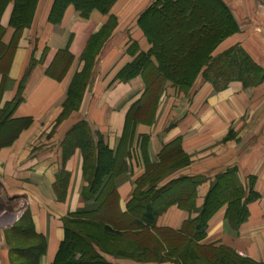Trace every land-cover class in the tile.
Masks as SVG:
<instances>
[{
  "label": "crops",
  "instance_id": "0c3cea01",
  "mask_svg": "<svg viewBox=\"0 0 264 264\" xmlns=\"http://www.w3.org/2000/svg\"><path fill=\"white\" fill-rule=\"evenodd\" d=\"M153 1L116 0L108 13L92 9L88 18L69 4L61 20L51 22L53 0H38L33 20L17 42L6 80L0 75V264H53L65 234L64 219L83 205L81 192L85 185L82 151L78 146H65L66 132L85 120L93 131L103 135L109 148L118 149L127 112L131 106L139 107L146 97V80L138 74L109 84L131 60L124 52L132 42L137 43L139 51L150 48L137 19ZM223 1L239 28L225 37L212 54L239 45L264 69V0ZM12 7L10 1L0 17L5 28L4 43H9L13 34L9 25ZM110 16H115L117 23L105 41L90 89L80 108L50 133L62 111L73 73L82 64L73 46L77 41L83 44L89 34L104 27ZM67 46L74 57L66 73L60 78L49 76L46 64L54 52ZM196 82L186 101L181 91L165 82L156 92L149 119L131 124L133 138L122 144L127 176L117 186V211H126L133 183L145 169L141 136H149L146 148L152 160L163 144L179 139L192 163L163 183L178 176L208 178L197 187V206L202 204L209 180L229 166H237L243 179L251 174L256 177L255 189L260 197L248 204V217L239 225L233 245L243 254L264 262V80L251 87L233 80L218 91L201 78ZM17 98L21 99L15 103ZM231 128L236 139L224 141ZM23 200L27 204L18 218ZM225 209L226 204L208 220L200 243L224 242ZM193 216L171 204L157 215L155 226L179 229ZM94 248L107 262L115 264H173L119 258L100 251L96 245Z\"/></svg>",
  "mask_w": 264,
  "mask_h": 264
},
{
  "label": "trees",
  "instance_id": "16d2710c",
  "mask_svg": "<svg viewBox=\"0 0 264 264\" xmlns=\"http://www.w3.org/2000/svg\"><path fill=\"white\" fill-rule=\"evenodd\" d=\"M10 1H12L13 7L9 25L13 27V34L9 43H4L2 40L5 28L0 23V75L4 81L7 77V67L17 47L21 32L31 24L38 2V0H0V17ZM114 2L115 0H53L49 20L59 22L63 11L69 4L79 10L82 17L88 18L92 9L107 13ZM147 17L149 18L148 23L145 21ZM137 22L151 46L147 51H139L137 43H131V50H134L131 51V54L134 57L116 74V77L122 81L138 74L144 75V70L148 67L155 70L151 72L152 74L150 72L149 74L151 78H159L157 82L159 88H161L163 82L169 80L173 85L187 89L192 86L199 74L209 80L215 90L224 88L231 80H239L244 86H255L264 80V69L241 46H232L216 56L212 54L214 48L225 37L239 28L231 9L223 0H154L140 13ZM99 32L97 31V33ZM69 61H71V58ZM77 77L78 73L75 74L68 86L67 98L63 102V107L67 109H76L84 93L85 83L77 88L79 83ZM145 86L147 90V82H145ZM20 99L17 98L15 103ZM133 107L131 106L126 114L125 134L123 133L120 144H124L133 138V129L131 128V124L135 120V117H132ZM90 131L86 122L79 121L68 132L69 136L71 134L76 139L67 141L65 146H78L81 149L83 157L82 170L86 184L81 192L83 205L76 211L69 213L64 219L65 234L53 264H115L107 262L95 250L91 241L82 244L81 234L72 226V222L84 224L94 221L92 213L100 208V195L105 188L110 191L108 193L109 200L112 199V192L115 194L117 206L118 193L115 179L123 173L124 168H127L124 158L126 152L122 148L123 146H119L116 151H113L102 137L95 139L92 131ZM148 140L149 136H141V151L146 163V175L139 178L132 196L127 202V209L123 214L135 213L134 224L139 227L146 226L166 232L169 231L171 235L186 236L188 243L192 241V247L197 250L213 251L215 259L218 255L220 257L217 261L218 264L222 262L221 259L230 260L231 258L232 260H239L242 264H248V262L250 264H264V262L254 261L247 257L237 258L236 256L239 254L235 249L221 243L220 240H214L207 244L200 243V240L205 236L209 218L223 204L226 203L225 212L228 219L230 218L232 226L230 232L233 233L234 237L238 236L239 225L248 217L247 204L257 196V192L250 187L249 194L245 195L243 193L236 168H233L230 175L236 184L234 200L218 197L214 202L212 199V194L215 193V187L219 180L229 176L228 171L224 170L212 181L205 195L204 204L198 208V213L187 218L179 229L155 226L157 215L171 204L190 210L191 206L194 205L200 178L178 176L166 183L158 184L171 172L167 169L162 171L163 165H165L164 154L166 151L170 149L174 155L178 154L184 157H187V155L181 148L180 140L175 139L163 144L155 159L152 160L146 148ZM106 155L109 156L110 160H101ZM110 163H118L119 166H123L122 170L110 167ZM142 181H150L151 186L148 190L153 195L150 201L140 204L136 201L140 196L145 197L147 191L141 189ZM179 181H187L192 187V194L189 199L191 200V206L187 201L170 200L171 197L164 200L162 205L157 206L153 203L158 198H164L166 193ZM215 194L219 195L221 193L219 191ZM140 206L142 209L138 210ZM103 228L106 231H113L112 226L107 222L103 225Z\"/></svg>",
  "mask_w": 264,
  "mask_h": 264
},
{
  "label": "rangeland",
  "instance_id": "374dc122",
  "mask_svg": "<svg viewBox=\"0 0 264 264\" xmlns=\"http://www.w3.org/2000/svg\"><path fill=\"white\" fill-rule=\"evenodd\" d=\"M115 2H116V0H115ZM113 4L111 5V7L113 6ZM111 7H110V9H111ZM110 9H109V11H110ZM98 11H100V10H98ZM100 12L104 14V12H102V11H100ZM116 20L117 19L115 16H110L107 24L104 27H102L103 30L100 29L99 33L96 32L97 34H92V35L89 34L83 44H78V41H77L76 45L73 46L74 47L73 50L78 53V59L82 64H81V67L79 68V70H76L73 73L71 80L73 79L75 74L78 73L77 78H78L79 83H78L77 88L81 87L82 83H85L83 96H84L85 92L90 89V87L93 83L92 81H93L94 77L96 76V74L98 73L97 71L99 69L100 59L103 55V52H102L103 46L105 44V41L109 38V35H110L112 28L116 26V23H117ZM148 20H149V18L147 17L145 20L146 23L149 22ZM137 25H138V22H137ZM130 45L128 46L127 50L124 52V56L128 57V55H129V56H131V59H133L134 55L131 54L132 53L131 51H134V50H131L132 47H130ZM218 54H213V55L216 56ZM73 55L74 54L70 51V46H67V48L65 50H60V51L54 52L53 56H51V58L49 59V62L45 66L46 73L49 76L54 77V78L62 77L66 73V71L69 67V63H70L69 60L71 58V61H72V59L74 57ZM30 64L32 65L33 62H31ZM105 70H107V69H105ZM154 71L155 70L153 68H150V67H148L144 70V77L146 80L145 82L148 83L147 94H146L144 101L139 102V107H133V109H132V111H133L132 117H135V120L133 121V123L138 122V120H146V119L148 120L149 117L151 116L150 113H151L152 108H153V103L155 101L154 99L156 97V92H157L158 88L160 87V86H158V83H157L159 81V78L158 77L157 78H155V77L151 78V75L149 74V72L151 73ZM27 72H28V70H26L24 72V76L26 75ZM102 74H104V73L102 72ZM154 75H155V73H154ZM197 78H201V79H203V80H205L211 84V82L209 80H207L205 77H203L201 74H199L197 76ZM197 78L193 82L192 86L187 88V89L186 88H180L176 85H173L171 83V81H169V80H167L165 82L166 83L170 82V84L172 86H174L175 88H177L178 91H181L184 94V96H185L184 100L186 101V99L188 100L190 98L192 91L194 90V88L196 87V84L198 83V82H196ZM117 81H122V80H120L119 78H117L115 76L109 85H113ZM231 81H233V80H231ZM165 82H163V85ZM228 83L226 84V86L228 85ZM211 86H212V84H211ZM245 87H251V86H245ZM224 88H222V89H224ZM67 93H68V87H67V91H66L65 100L67 98ZM83 96H82L81 101H80V103L76 109H67V108L63 107V103L61 104L62 111L55 118L54 124L50 130L51 131L50 133H53L52 131L55 130V128L57 127L59 122H61L65 118H67L73 111H77L80 108L81 102L83 100ZM0 118H1V116H0ZM80 121L86 122L85 120H80ZM125 121H126V118H125ZM86 124L89 126V123L86 122ZM75 125H73V126H75ZM125 127L126 126H124V130H125ZM71 128L66 132V134H67L66 137H67L68 141L76 139L75 136H73V135L71 136V134H70V136L68 135V132L71 130ZM89 129L92 131L95 139H97L98 137H102V139L104 140V137L100 132H98L96 130L93 131L90 126H89ZM123 133H124V131H123ZM122 136L123 135H121V138H122ZM2 138H3V136H2ZM230 139H236L235 138V131L232 128L229 129L227 136L225 137L224 141H227ZM145 140H147V139H145ZM120 142H121V139H120ZM119 146L122 147V143ZM186 155H187V157H184V156H181L178 154L174 155V153L170 149H168L166 151V153L164 154V158H165L164 164L165 165H163L162 171L165 169L171 170L170 175H169V176H171L172 174L179 171L181 168L190 165L192 163L191 156L189 154H186ZM107 159H109V156H107V155L103 156L101 158V160H103V161L107 160ZM109 166L112 168L118 169V170H120L123 167V166H119L118 163H114V164L110 163ZM109 166H108V168H109ZM144 166H145L144 172L133 183L134 188L136 187L139 178L146 175V173H145L146 172V163L144 164ZM233 168H236L237 177H238L239 182L242 184L241 186H242L243 193L245 195L249 194L250 187H252V189L257 192V196L254 199L250 200L248 202V204L255 201L257 198H259L260 194L255 189L256 177L251 174V175L245 176L243 179L239 176L238 167L235 165H232V166H229V167L224 169V170L228 171L229 176L223 177L217 183V186L215 187V193L220 191L221 194H219V195L215 194V193L212 194L213 195V197H212L213 201L215 202V200L218 197H220L221 199L234 200V197L236 194V189H235L236 184L234 183V181L232 180V177L230 176ZM124 169L125 170L123 171V173L119 174L115 179V181L117 182V186H119L126 179L127 168H124ZM224 170L217 172L215 174V176L209 180L208 190L211 186L212 181L216 178V176L220 172H223ZM169 176H167L166 178L161 180L160 183H158V184H162L163 181H165V179H167ZM194 177L200 178V182L198 183V185H200L204 181H208V178H206L205 176H202V175H198V176H194ZM149 182H147V181L141 182V186H142L141 189H146L147 191L145 193V197H143V198L140 195H138L140 197L138 198L136 203L142 204V203L148 202V201H150V199H152L153 194L150 193L151 192L150 190H148L149 187L151 186ZM85 184H86V182H85ZM133 189H132L130 198L132 196ZM208 190H207V192H208ZM108 193H110V191H108V188H105L102 191V193L100 195V201H101L100 205L101 206H100V208H98L96 211H94L92 213V217H94L93 222L90 221L89 223H84V224H80L79 222H72L73 228L78 230V232L81 234V241H82L81 243L82 244H87L86 241H91L93 247H95V245H96L98 247V249L102 252L108 253V254L113 255L115 257L131 258L135 261H141V262L156 261V262H171L173 264H218L217 261L220 259V257L218 255H216L217 259H215L213 257V251H211V250L207 251L205 249L197 250L195 247H192V243H191L192 241L188 243L186 236L184 237L181 235H171L169 231L166 232V231L160 230V229L148 228L146 226L139 227V226L135 225L134 224V218L136 216L135 213H133V212H128L125 214L118 213L117 206H116L115 194L112 192V195H111L112 199L109 200L108 199V195H109ZM191 194H192L191 185H189L187 183V181H179L170 189V191H168L166 193L164 198H158V199L154 200L153 203L156 204L157 206H159V205H162L164 200L171 197L170 200L178 199V200H181L183 202L187 201V202H189V205H190L191 200H189V199L191 198ZM196 198H197V191H196V196H195V200H194V205H192L193 207L190 205L191 206L190 210L183 208V209L187 210L189 213H192L193 215L198 213V208H200L204 204V201H205V196H204L202 204L200 206H197ZM117 203H118V196H117ZM248 204H247V207H248ZM178 207H180V206H178ZM180 208H182V207H180ZM126 209H127V204H126ZM139 209H142V207L140 206L138 208V210ZM216 211L217 210H215L214 213ZM22 212L19 209L18 218L21 217ZM83 217H84V215H83ZM106 222L112 226L113 231H106L103 228V225ZM225 223H226V225L224 226V233H225L226 239H224L223 244L230 246V247H233L235 249V251L239 254L238 256H236L237 258L241 259V257H247V258H250L254 261H257L255 259L243 254L237 248L234 247V245H233L234 244V240H233L234 236L232 235L233 233L230 232V228H232V226L230 223V218L228 219L226 212H225ZM150 230L152 232H150ZM77 237H79V236H77ZM95 250H96V248H95ZM186 252L188 253L187 255H186ZM221 260H222V262L220 264H242V263H240L239 260H237V261L232 260V258L230 260L229 259H224V260L221 259ZM258 262H260V261H258ZM248 264H250V263L248 262Z\"/></svg>",
  "mask_w": 264,
  "mask_h": 264
},
{
  "label": "built area",
  "instance_id": "2783aa9c",
  "mask_svg": "<svg viewBox=\"0 0 264 264\" xmlns=\"http://www.w3.org/2000/svg\"><path fill=\"white\" fill-rule=\"evenodd\" d=\"M26 204H27V201L26 200H23V201H21V209L20 210H22L25 206H26ZM18 213V212H17Z\"/></svg>",
  "mask_w": 264,
  "mask_h": 264
}]
</instances>
